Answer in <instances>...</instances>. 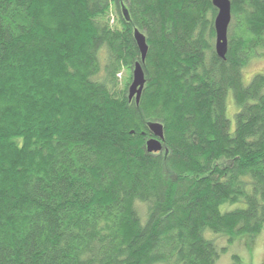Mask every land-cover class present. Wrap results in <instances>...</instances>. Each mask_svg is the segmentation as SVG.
<instances>
[{"label": "trees", "instance_id": "1", "mask_svg": "<svg viewBox=\"0 0 264 264\" xmlns=\"http://www.w3.org/2000/svg\"><path fill=\"white\" fill-rule=\"evenodd\" d=\"M230 1L222 59L212 0H0V264H216L208 233H264V0Z\"/></svg>", "mask_w": 264, "mask_h": 264}, {"label": "rangeland", "instance_id": "2", "mask_svg": "<svg viewBox=\"0 0 264 264\" xmlns=\"http://www.w3.org/2000/svg\"><path fill=\"white\" fill-rule=\"evenodd\" d=\"M135 67V66H134ZM264 69V53L254 57L243 69V77L246 82ZM134 68L123 69L118 75L119 88L125 89L129 94V88L133 82ZM228 117L232 126H235L234 114L236 113V105L233 103L232 96L229 95ZM235 112V113H234ZM164 152V151H163ZM210 238L216 239L220 247H225L216 264H264V233L259 234L256 238H248L247 236H238L231 243L226 237L208 233Z\"/></svg>", "mask_w": 264, "mask_h": 264}, {"label": "water", "instance_id": "3", "mask_svg": "<svg viewBox=\"0 0 264 264\" xmlns=\"http://www.w3.org/2000/svg\"><path fill=\"white\" fill-rule=\"evenodd\" d=\"M213 5L218 10L215 18V31H216V52L219 57L224 59L228 52V29L232 20V3L230 0H212ZM124 14L129 20L128 11L124 8ZM138 48L141 52L142 62H137L134 67L133 82L129 88V99L136 98L139 104L141 95L146 84V76L142 63L145 62L148 54V44L146 36L138 29L134 32ZM148 128L153 133L154 137L150 138L146 143V150L148 153H160L163 151L164 127L159 122H148Z\"/></svg>", "mask_w": 264, "mask_h": 264}]
</instances>
